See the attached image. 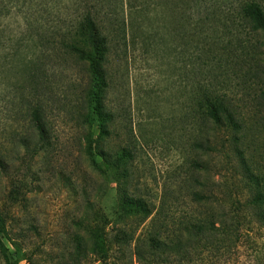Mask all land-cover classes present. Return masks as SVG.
Wrapping results in <instances>:
<instances>
[{
    "label": "rangeland",
    "instance_id": "obj_1",
    "mask_svg": "<svg viewBox=\"0 0 264 264\" xmlns=\"http://www.w3.org/2000/svg\"><path fill=\"white\" fill-rule=\"evenodd\" d=\"M0 2V264H64L77 244L92 245L100 226L108 239L129 236L108 264H264L257 223L241 226L225 252L187 243L181 228L219 221L235 208L250 220L243 212L257 192L253 182L264 191V40L235 19L237 0H203L187 14V0H123L117 16L126 42L104 64L114 122L101 137L97 119L86 121L84 65L46 52V38L79 17L74 0ZM214 8L229 14L227 30L202 21ZM201 87L228 101L236 126L205 120L196 101ZM25 89L46 106L48 139L38 151L19 98ZM91 136L99 150L128 149L133 160L119 171L99 166L94 151L86 153ZM195 143L211 149L195 150ZM18 187L24 196L16 201ZM120 200L144 210L126 215ZM148 237L166 245L160 256L141 244ZM137 247L146 262L139 263ZM83 264L101 263L89 256Z\"/></svg>",
    "mask_w": 264,
    "mask_h": 264
},
{
    "label": "trees",
    "instance_id": "obj_2",
    "mask_svg": "<svg viewBox=\"0 0 264 264\" xmlns=\"http://www.w3.org/2000/svg\"><path fill=\"white\" fill-rule=\"evenodd\" d=\"M202 1L187 0L186 3H181H183L187 14L190 13L192 8L200 7ZM237 2L236 9L232 12L236 18H233L244 20L248 23L250 30L257 33L264 40V0H237ZM72 5L79 13V17L74 24H72L73 21H69L66 28L56 29L55 33L46 38L45 42L48 45L46 52H49L53 57L71 56V58L84 65L86 79L82 85V94L89 109L86 121L92 126L97 119L96 125L100 129L99 137H101L106 133L104 130L106 124L114 122L113 114L107 112L105 106L109 85L104 64L110 50L126 42L124 22L117 16L119 12H122L124 4L123 0H74ZM232 6L233 4L230 5V7ZM3 10L4 8L0 6V17ZM228 15L214 8L208 12L207 18L201 20L207 21V24L212 27L216 26L217 22H221L220 24L227 30L232 22L229 20ZM198 21L200 22V19ZM31 24V17L23 20L24 28H31ZM199 25L200 23L196 22V26L201 28ZM38 96V92L31 89H25L19 94L21 102L27 103L26 112L29 116V124L35 138L38 137L37 151L46 146L48 139L46 136V106L41 97L38 98ZM196 101L205 120L211 122L215 127L236 126L228 101L223 96L217 93L212 95L207 92V87H201ZM92 139V136L89 137L90 141H88L86 153L88 154L91 150L94 151L95 156L101 159V165L99 166L119 171L124 164L133 160L132 151L123 149L113 155H108L99 150L98 142ZM29 140L30 137H24L21 141L25 155H30L31 152V148L28 146ZM92 141L95 142L94 147ZM193 147L198 151L211 149L206 144L202 145L201 143H195ZM3 167L4 164L0 161V168ZM253 184L257 188V192L251 194V200L246 203V212H243L250 220L241 218L240 211L235 208L234 211H229L226 215L223 214L219 221L210 219L204 224L201 222L186 224L181 227L186 242L199 246L201 241H205L207 251L218 249L221 246V251L225 252L235 240L238 241L241 226L251 225L253 222L263 228L264 191H259V185H256L255 182ZM22 188L18 187L11 191V194L16 195V201H19L22 195L24 196ZM119 203L120 210L126 215H135L144 210L143 204L139 201L120 200ZM4 231L5 220L0 216V232ZM147 241L148 243L143 241L141 244L148 246V250L152 251L151 255H154V257L155 255L160 256L163 249H166L165 244L152 237H148ZM128 243L129 236L126 233L119 232L112 239H108V235L100 226L98 232L92 236V245L77 244L64 264H83L89 259V256L95 257L101 264H108L112 248L120 249ZM223 244L225 245L222 246ZM136 256L139 263L146 262L145 253L140 250V247L136 249ZM154 257L150 261L155 260Z\"/></svg>",
    "mask_w": 264,
    "mask_h": 264
}]
</instances>
